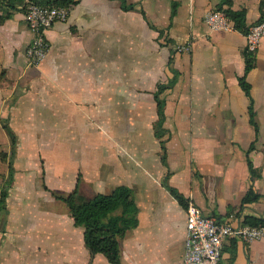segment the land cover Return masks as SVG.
Here are the masks:
<instances>
[{
	"label": "crops",
	"instance_id": "0c3cea01",
	"mask_svg": "<svg viewBox=\"0 0 264 264\" xmlns=\"http://www.w3.org/2000/svg\"><path fill=\"white\" fill-rule=\"evenodd\" d=\"M74 2L35 67L25 0L0 1V264H112L62 200L75 191L133 192L121 264H183L187 207L171 189L220 222L264 226V38L246 74L247 34L206 23L223 0ZM231 2L247 28L262 19L264 0ZM222 263L264 264V237L229 238Z\"/></svg>",
	"mask_w": 264,
	"mask_h": 264
},
{
	"label": "built area",
	"instance_id": "2783aa9c",
	"mask_svg": "<svg viewBox=\"0 0 264 264\" xmlns=\"http://www.w3.org/2000/svg\"><path fill=\"white\" fill-rule=\"evenodd\" d=\"M23 17L33 33V41L27 49L29 65L38 67L48 57L50 44L47 32L59 22H66L72 7L53 6L33 0H25L21 7ZM206 23L213 31H230L233 23L221 11H211L206 17ZM264 38L263 17L253 25L246 35L245 51L255 55L261 47ZM264 237V226H233L218 221L214 217L205 216L193 202L187 206V234L183 264H223L224 245L229 238H237L245 244Z\"/></svg>",
	"mask_w": 264,
	"mask_h": 264
},
{
	"label": "trees",
	"instance_id": "16d2710c",
	"mask_svg": "<svg viewBox=\"0 0 264 264\" xmlns=\"http://www.w3.org/2000/svg\"><path fill=\"white\" fill-rule=\"evenodd\" d=\"M8 2L13 7L16 4H21L23 0H8ZM42 3L66 7L75 5L74 0H55ZM223 3L228 8L223 9L221 7L219 11L223 12L234 23L235 29L247 34L249 28L246 25L245 12L233 11L231 0H223ZM245 55L247 74L253 69L255 61L252 54L245 51ZM240 82L246 93L250 94V85L245 77ZM250 165L252 167L251 163ZM171 191L181 204L188 206L189 201L186 204L183 197L176 190L171 189ZM4 196V194L1 195L0 205L3 204ZM62 200L68 205L75 225L84 229L85 245L92 255L102 254L112 264H121L120 240L128 231L138 225V207L131 189L121 186L110 194H99L91 200L81 198L78 192L75 191L68 197L62 198ZM256 200L257 196L251 190L243 199V205ZM248 224L263 226V224L251 221Z\"/></svg>",
	"mask_w": 264,
	"mask_h": 264
}]
</instances>
